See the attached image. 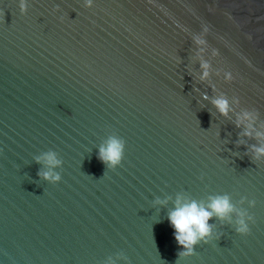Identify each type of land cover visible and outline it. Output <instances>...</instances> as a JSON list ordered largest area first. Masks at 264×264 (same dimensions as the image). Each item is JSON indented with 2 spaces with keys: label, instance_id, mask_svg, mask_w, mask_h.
<instances>
[{
  "label": "water",
  "instance_id": "1",
  "mask_svg": "<svg viewBox=\"0 0 264 264\" xmlns=\"http://www.w3.org/2000/svg\"><path fill=\"white\" fill-rule=\"evenodd\" d=\"M23 2L0 0V264H264V0ZM223 194L250 232L213 216L178 257L177 196Z\"/></svg>",
  "mask_w": 264,
  "mask_h": 264
},
{
  "label": "clouds",
  "instance_id": "2",
  "mask_svg": "<svg viewBox=\"0 0 264 264\" xmlns=\"http://www.w3.org/2000/svg\"><path fill=\"white\" fill-rule=\"evenodd\" d=\"M21 11H25V4L21 0ZM207 30V29H206ZM202 67H207L206 64ZM207 76V72L204 73ZM219 111L227 115L228 102L226 99L219 98L213 101ZM248 114H245L247 118ZM239 127V123L237 124ZM252 133L245 130L244 135H251ZM257 136H264V133H257ZM259 156H264V146H253ZM125 149V141L116 137H110L106 146H101L99 149L98 158L110 168H115L120 165ZM36 161H41L48 167L47 171L38 172V175H42L44 179L50 181H59L61 179L60 173L54 172L53 169L62 164V161L57 158V154L54 151H48L42 154V156L36 157ZM246 199V198H245ZM251 206L255 205V201H249ZM237 212L240 217L237 220L236 232L246 235L250 232L249 224L245 220L246 211H238L231 203L230 197L227 194L215 195L209 198L207 206L203 202H197L196 200H190L185 202V198L178 195L175 201V207L168 213V220L171 226L175 229L174 237L178 245L182 246L178 252V257H187L195 253V246L204 241L208 242V238L212 235V225L209 224L210 218L213 216L218 217L221 220L231 219V213ZM249 220L253 217L248 216Z\"/></svg>",
  "mask_w": 264,
  "mask_h": 264
}]
</instances>
